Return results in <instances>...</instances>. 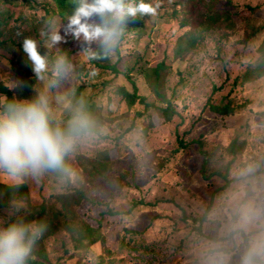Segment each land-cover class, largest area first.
Instances as JSON below:
<instances>
[{"label": "rangeland", "instance_id": "1", "mask_svg": "<svg viewBox=\"0 0 264 264\" xmlns=\"http://www.w3.org/2000/svg\"><path fill=\"white\" fill-rule=\"evenodd\" d=\"M146 2L158 5L156 15L130 17L123 41L99 67L78 54L72 62L77 71L60 90L75 89L89 101L99 131L98 138L69 161L75 178L68 184L54 179L25 183L32 207L57 209L56 196L79 188L89 200L106 203L116 212L138 205L129 215L104 218V249L97 244L77 254L70 240L55 232L43 245L47 264H242V238L238 234L226 238L234 231L252 233L250 251L264 264V77L247 84L236 81L261 60L264 0ZM215 14L228 15L234 28L213 23L209 17ZM50 19L57 26L63 23L49 0H0V83L26 72L34 76L22 42L31 37L40 43L41 54L49 51L40 33ZM191 39L195 44L188 50ZM70 45L81 51L84 42L68 36L57 47ZM56 52L50 50V56ZM162 62L167 66L163 91L177 116L150 128L147 115L158 117L157 112L138 104L126 108L115 92L118 87L131 91L128 76L147 103L164 107L152 95L144 74ZM228 100L246 107L228 118L204 110L207 102L223 105ZM198 141L217 163L225 165L234 158L231 184L215 195L224 182L201 180L204 158ZM233 141L239 148L235 156L228 150ZM103 151H113L117 160L103 176L92 178L86 169ZM211 199L212 211L198 233L194 221ZM88 209L84 204L80 213L96 217ZM13 218L10 207L0 210V226Z\"/></svg>", "mask_w": 264, "mask_h": 264}, {"label": "clouds", "instance_id": "2", "mask_svg": "<svg viewBox=\"0 0 264 264\" xmlns=\"http://www.w3.org/2000/svg\"><path fill=\"white\" fill-rule=\"evenodd\" d=\"M72 5L66 24L57 26L50 19L41 31L43 47L49 51L41 54L36 39H23V52L36 80L34 96L0 95V182L10 188L18 189L29 180L68 184L76 176L69 161L99 136L89 101L75 89L60 91L77 66L57 46L71 36L84 42L79 54L87 61L109 59L125 35L128 18L156 15L158 8L146 0H72ZM52 49H57L55 56H50ZM5 86L16 90L24 84L9 80ZM10 214L15 219L0 226V264H29L48 225L28 220L21 199L10 201ZM242 264H256V253H247Z\"/></svg>", "mask_w": 264, "mask_h": 264}, {"label": "trees", "instance_id": "3", "mask_svg": "<svg viewBox=\"0 0 264 264\" xmlns=\"http://www.w3.org/2000/svg\"><path fill=\"white\" fill-rule=\"evenodd\" d=\"M49 1L53 3L56 8L57 14L61 17L62 22L66 24V16L70 15L72 12V0ZM209 18L213 23H218L221 21L226 24L227 28H234V24L230 21L229 16L226 14H215L213 16H210ZM129 20L130 18H128L127 20L126 31L128 30V25L130 22ZM124 37L122 38L121 42L123 41ZM194 44L195 41L191 39L187 43L188 50H191L194 47ZM61 51L67 54L72 62H74V60L80 53V50L73 49L71 45L63 48ZM179 52H181V48H179ZM258 52L261 58L260 62L255 66L249 65L246 72L239 79H236V81L239 80L241 84H247L256 79L264 77V40L259 46ZM100 61L101 60L88 62L95 67H99ZM108 68L111 69L114 74L118 75V71L115 66H111ZM166 71L167 66L162 62L157 64L153 69H149L144 73L152 95L155 97L157 103L163 105L164 107H157L154 104L147 103L146 98L138 94L135 83L128 76L126 78L129 82L131 91H128L124 87H118L115 92L116 95L120 98L121 103L126 108L130 109L138 104L143 106L145 110L152 109L153 111L157 112L158 117L152 114L147 115L149 120L148 126L150 128H155L159 125L167 124L175 116H177L174 107L163 91V79ZM17 80L23 82V88L17 89V91L9 90L5 86V83H0V95L7 96L11 99L14 96L16 97V94L19 93L18 98L29 99L31 89L36 84L35 77H31L28 72H26L24 74L18 75ZM245 107V103L237 104L232 100H228L223 105H215L211 102H207L204 110H208L210 113L221 118H228L234 116L238 111L243 110ZM131 130L132 126L126 129L122 134H120L118 138H123L125 134H127ZM180 145L181 147H183L182 143H180ZM197 145L200 148V154L204 158L201 169L199 171L201 180L207 183L213 178H218L224 182L221 187L214 190L213 195L226 190L231 184L229 176L231 167L234 163V158L225 165L217 163L212 154H208L206 151H204L203 144L200 141L197 142ZM228 150L235 156V154L239 151L237 142L233 141ZM116 160L117 156L115 153H113V151L100 152L93 159V161L89 163V169H86V172L88 176L92 178L103 176L108 171L109 166ZM15 198L21 199L27 204L29 211H26V218L28 220H43L48 225L46 233L35 246L33 258L30 259L29 264L48 263L47 255L43 245L46 239L52 236L57 231H61L70 240L73 245V251L77 254H80L81 252H87L92 246L97 244L104 249L105 238L102 233V221L104 220V218H115L123 215H129L138 205L137 203L133 204L131 208L126 212H116L113 211L106 203H96L89 200L88 198H86L83 190L79 188L73 190L72 192L56 196L55 201L58 205L57 209L47 207L44 204L38 207H32L30 206L29 189L26 184L20 186L18 189H14L8 187L6 183L0 182V210L9 208L10 201ZM84 204L90 206V209H88L89 211L93 209L96 212V217H90L86 214L80 213V208ZM212 204L213 202L211 199L202 217L198 221H194V224H198V226L196 227L198 233H200V226L202 222L206 221L208 214L212 211ZM14 219L15 218L11 219L3 226H7ZM236 234H238L242 238V245L245 248V255L251 252L249 246V238L252 236V233L244 234L242 231H234L229 233L226 238L231 239ZM217 251L222 254H228V251L224 249H218ZM256 264H263L261 259L257 256Z\"/></svg>", "mask_w": 264, "mask_h": 264}]
</instances>
